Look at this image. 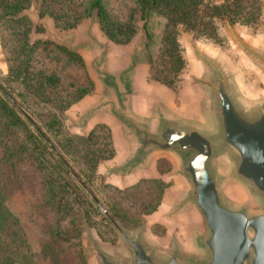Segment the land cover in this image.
I'll return each instance as SVG.
<instances>
[{
  "label": "rangeland",
  "instance_id": "obj_1",
  "mask_svg": "<svg viewBox=\"0 0 264 264\" xmlns=\"http://www.w3.org/2000/svg\"><path fill=\"white\" fill-rule=\"evenodd\" d=\"M99 1L110 28L121 25L130 33L126 43L104 35L97 7L90 8L96 0H21L24 8L0 24L5 42V49L0 45V101L23 122L12 123L0 103V264H100L95 249L130 264L128 248L108 217L129 236L139 235L144 244L156 246L158 254L175 248L181 259L192 256L203 264L196 235L206 236L205 221L194 205L175 208L185 203L190 190L177 172L176 152L153 154V178L142 172L121 176L120 168L102 159L110 153V127L117 122L106 114L86 126L82 121L89 108L111 95L104 81L118 82L119 72L134 57L142 63L132 94L141 96L133 103L139 113L129 104L131 112L149 119L158 103L187 127L200 128L207 120V131L216 139L213 120L205 115L215 101L219 74L241 108L252 112L264 107V0H201L189 23L172 28L180 69L164 50L163 15L143 11L139 0ZM228 9L236 15L221 13ZM21 17L30 22L26 41L12 37L17 28L12 21ZM77 18L73 27H66ZM25 42L26 50L21 47ZM56 46L77 52L84 66L70 63ZM16 50L34 75L28 80L9 73L6 58ZM102 63L108 74H103ZM150 64L173 85L152 79ZM46 73L58 75L60 82L44 85ZM71 82L90 91L65 109L76 94ZM212 166L220 175L223 203L250 214L261 211L249 185L232 173L228 154L217 155Z\"/></svg>",
  "mask_w": 264,
  "mask_h": 264
},
{
  "label": "water",
  "instance_id": "obj_2",
  "mask_svg": "<svg viewBox=\"0 0 264 264\" xmlns=\"http://www.w3.org/2000/svg\"><path fill=\"white\" fill-rule=\"evenodd\" d=\"M139 63L142 61L131 57L129 65L119 72L118 82L115 78L113 84L104 81L112 93L85 112L82 125L86 126L92 115L105 110L132 137L131 156L114 167L120 168L121 176L151 160L157 151L176 152L177 172L188 182L190 190L185 203H176L175 208L194 205L202 215L207 234L196 237L204 254L203 264H264V107L252 112L241 108L227 92L219 74L213 89L215 101L205 115V119L210 115L213 120L216 139L207 131V120L200 128L187 127L183 121L171 119L159 104L151 118H139L129 107L132 70ZM101 67L103 74H108L103 63ZM125 75L127 79L123 78ZM220 154L232 158V173L249 185L260 202V212L250 214L222 202L218 191L220 175L212 166ZM108 218L128 248L130 264H200L192 256L181 259L175 248L158 254L156 246L144 244L139 235L129 236ZM95 254L100 264H120L99 249H95Z\"/></svg>",
  "mask_w": 264,
  "mask_h": 264
},
{
  "label": "trees",
  "instance_id": "obj_3",
  "mask_svg": "<svg viewBox=\"0 0 264 264\" xmlns=\"http://www.w3.org/2000/svg\"><path fill=\"white\" fill-rule=\"evenodd\" d=\"M7 1H3L0 4L1 5L0 6L1 7L0 20L2 21L0 22V24L5 23L6 21L8 22L7 17L9 16V13L16 14L17 12H19L20 10L24 8V6H22L21 0H15L12 2H9V0ZM200 4H201V0H139L138 2L140 9H142L143 11H145L146 9L150 11H156L166 18L167 23H166V29L162 36V43L164 45V50L167 53L168 57H172L173 61L175 59L177 60V62H179V66H177L179 69L181 65L180 64L181 58L179 55V48H178V41L176 39V32L172 30V28H173V25L178 22H181L184 24L189 23L190 19H192V17H195V14H193L194 8H196V6ZM94 7H97L99 25L104 35H106V37L114 43H117V44L126 43L130 38V33H126L125 31H123V29L121 28L122 27L121 25H117L115 30L110 28L111 24L109 22L108 14L106 13V11L103 10L102 6L100 5L99 0H96V2H92V4L90 5V8L92 9ZM227 7L230 8L231 4L224 5L223 10L225 11V8ZM226 11L227 12H222L221 10V13L229 17L233 16V14L236 15L237 13L233 10L231 11V9H228ZM49 15L53 18L54 21L58 22V19L56 16H54L52 13H49ZM79 19L80 18L75 19V21L67 24L66 27L68 28L73 27L79 21ZM12 22L17 24L16 30H14V28H12L11 30L12 33H14L12 34V37H16V38L23 37L22 39H25L26 41V38H28V34L30 31V22L26 20L25 17L14 19ZM0 45L2 49H5V42L1 35V29H0ZM21 47L26 50V48L28 47V44L25 42L21 44ZM56 48H58V50L64 53L65 57L70 61V63H74L76 66H84L83 59L77 52L70 51L60 46H56ZM6 62L8 64L9 73L12 77L16 79L24 80V81L32 77L33 74L29 71L30 67L23 65V62L17 50L14 53H12L11 57L6 58ZM150 69H151L152 79H154L158 83L163 84L166 87H171L173 85L174 81L169 79L166 75L157 73L156 71L157 69L156 67H154V65H151ZM179 69L175 71L177 72ZM46 74L47 76L43 77L44 85L46 86L56 85L60 82V77L58 75L52 74V73H46ZM89 83H91V85L93 86L91 80H89ZM69 86L70 88L74 89L73 91L76 94L72 96L70 100H68L65 109L68 108L73 103L82 99L85 95H88L90 91V88L88 90H85L84 88L85 86H77L76 84H73V82L69 83ZM0 103H1V109L9 117V119L12 120V123H19V124L22 123L23 124L20 118L15 114V112L11 108H9V106L4 101H0ZM98 125L101 126V124H98ZM89 134H92V131H90ZM108 146H109L110 153L108 156L103 157L102 159H111L114 155V147L110 139V132H109V145Z\"/></svg>",
  "mask_w": 264,
  "mask_h": 264
},
{
  "label": "crops",
  "instance_id": "obj_4",
  "mask_svg": "<svg viewBox=\"0 0 264 264\" xmlns=\"http://www.w3.org/2000/svg\"><path fill=\"white\" fill-rule=\"evenodd\" d=\"M138 66H139V64H137L132 70V72H133L132 89L134 88V80H135L136 71L138 69L137 68ZM138 96H141V92H138V94L136 93V95L131 93V95L129 96L130 104H132V110L136 114H138L139 112H138V110H136V107H133V103L135 105L136 101L138 100ZM157 104H155L154 106H156ZM101 114H106V115L110 116L113 121L115 120L117 122L116 127L115 126L110 127V139H111L112 145L114 147V155L108 161L115 164L112 167H118V166L122 165L126 160H128L129 157L131 156L132 148H133V139L131 136H129L127 134V132H126L125 128L122 126V124L113 115L106 112L105 110L95 113L94 115H92V117L90 119H92L98 115H101ZM135 116L139 117L138 115H135ZM116 137L117 138L119 137L121 140V145L119 147L117 145V138ZM152 160L153 159L149 160L148 162H145L144 164H141L140 166L136 167L132 172H130L129 174L124 175V176H129V175H133V174L142 172V173H149V175H150L149 177L153 178L154 176L151 172L152 171L151 170Z\"/></svg>",
  "mask_w": 264,
  "mask_h": 264
}]
</instances>
